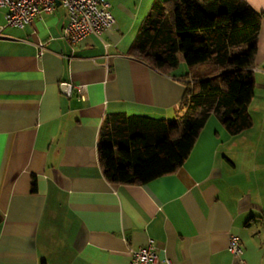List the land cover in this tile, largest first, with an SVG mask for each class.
<instances>
[{"label": "crops", "instance_id": "0c3cea01", "mask_svg": "<svg viewBox=\"0 0 264 264\" xmlns=\"http://www.w3.org/2000/svg\"><path fill=\"white\" fill-rule=\"evenodd\" d=\"M107 1L119 29L74 46L61 5L23 28L0 8V264H129L149 241L173 264H264V0H242L261 15L250 127L231 135L211 115L183 164L145 185L105 179L101 125L182 116L189 69L165 75L130 54L165 0Z\"/></svg>", "mask_w": 264, "mask_h": 264}, {"label": "trees", "instance_id": "16d2710c", "mask_svg": "<svg viewBox=\"0 0 264 264\" xmlns=\"http://www.w3.org/2000/svg\"><path fill=\"white\" fill-rule=\"evenodd\" d=\"M261 15L242 0H165L153 5L130 54L170 75L189 69L175 119L115 115L103 121L98 157L111 184L145 185L174 173L213 115L231 135L251 125L248 105ZM2 218L0 216V224Z\"/></svg>", "mask_w": 264, "mask_h": 264}, {"label": "built area", "instance_id": "2783aa9c", "mask_svg": "<svg viewBox=\"0 0 264 264\" xmlns=\"http://www.w3.org/2000/svg\"><path fill=\"white\" fill-rule=\"evenodd\" d=\"M57 1L67 11L68 21L63 30V38L72 46L88 35L100 36L119 29L109 12L110 4L107 0H0V8L5 10L6 26L23 28L35 19H40L42 15L51 14ZM39 47L40 50L43 49L42 45ZM78 93L83 97L81 88H78ZM229 252L239 259L243 255L240 242L235 237L230 239ZM159 263L173 264L168 260L158 259L152 241L131 251L129 264Z\"/></svg>", "mask_w": 264, "mask_h": 264}, {"label": "water", "instance_id": "95a60500", "mask_svg": "<svg viewBox=\"0 0 264 264\" xmlns=\"http://www.w3.org/2000/svg\"><path fill=\"white\" fill-rule=\"evenodd\" d=\"M56 5H60V2L57 1V2H56ZM61 90H62L63 94L68 95V94L70 93V86L67 85V84H63V85L61 86Z\"/></svg>", "mask_w": 264, "mask_h": 264}, {"label": "rangeland", "instance_id": "374dc122", "mask_svg": "<svg viewBox=\"0 0 264 264\" xmlns=\"http://www.w3.org/2000/svg\"><path fill=\"white\" fill-rule=\"evenodd\" d=\"M183 68H185V65L184 64H181V70L183 69ZM180 70V71H181ZM176 118V117H175ZM175 118H173V119H175Z\"/></svg>", "mask_w": 264, "mask_h": 264}]
</instances>
